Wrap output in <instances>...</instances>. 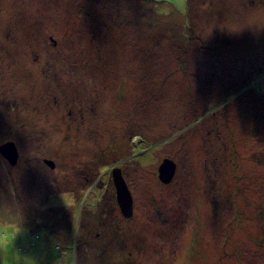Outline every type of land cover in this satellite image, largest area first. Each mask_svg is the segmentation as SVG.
Instances as JSON below:
<instances>
[{"label":"rangeland","instance_id":"374dc122","mask_svg":"<svg viewBox=\"0 0 264 264\" xmlns=\"http://www.w3.org/2000/svg\"><path fill=\"white\" fill-rule=\"evenodd\" d=\"M9 140L0 264H264V0H0Z\"/></svg>","mask_w":264,"mask_h":264},{"label":"water","instance_id":"95a60500","mask_svg":"<svg viewBox=\"0 0 264 264\" xmlns=\"http://www.w3.org/2000/svg\"><path fill=\"white\" fill-rule=\"evenodd\" d=\"M0 153L11 164L15 165L18 159V150L14 141L9 140L0 144ZM48 166L54 168L55 163L50 159L43 160ZM176 170V163L171 158H163L158 166V177L163 183L172 180ZM112 180L116 190V200L122 215L129 218L133 214V196L124 179L122 169L114 167L112 169ZM47 264V263H42ZM49 264V263H48Z\"/></svg>","mask_w":264,"mask_h":264},{"label":"clouds","instance_id":"9594fccd","mask_svg":"<svg viewBox=\"0 0 264 264\" xmlns=\"http://www.w3.org/2000/svg\"><path fill=\"white\" fill-rule=\"evenodd\" d=\"M14 259H15V255H13L11 252H9L8 254H6V256H5L6 264H12V261Z\"/></svg>","mask_w":264,"mask_h":264},{"label":"snow or ice","instance_id":"6c2138e0","mask_svg":"<svg viewBox=\"0 0 264 264\" xmlns=\"http://www.w3.org/2000/svg\"><path fill=\"white\" fill-rule=\"evenodd\" d=\"M8 231L11 233L13 231V229H8ZM8 239H12V237L9 236Z\"/></svg>","mask_w":264,"mask_h":264}]
</instances>
